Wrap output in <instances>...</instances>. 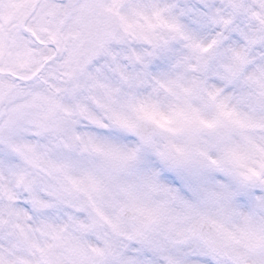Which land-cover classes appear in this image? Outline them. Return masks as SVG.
Masks as SVG:
<instances>
[{
  "label": "snow or ice",
  "instance_id": "snow-or-ice-1",
  "mask_svg": "<svg viewBox=\"0 0 264 264\" xmlns=\"http://www.w3.org/2000/svg\"><path fill=\"white\" fill-rule=\"evenodd\" d=\"M0 264H264V0H0Z\"/></svg>",
  "mask_w": 264,
  "mask_h": 264
}]
</instances>
